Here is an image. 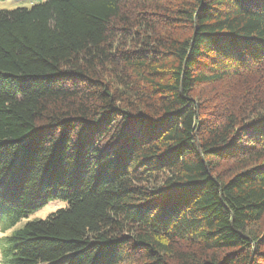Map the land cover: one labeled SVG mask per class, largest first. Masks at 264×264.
I'll return each instance as SVG.
<instances>
[{"label":"trees","instance_id":"16d2710c","mask_svg":"<svg viewBox=\"0 0 264 264\" xmlns=\"http://www.w3.org/2000/svg\"><path fill=\"white\" fill-rule=\"evenodd\" d=\"M28 1L0 9V203L66 206L3 264H264V0Z\"/></svg>","mask_w":264,"mask_h":264},{"label":"rangeland","instance_id":"374dc122","mask_svg":"<svg viewBox=\"0 0 264 264\" xmlns=\"http://www.w3.org/2000/svg\"><path fill=\"white\" fill-rule=\"evenodd\" d=\"M28 0H0V9H13L16 7H28L30 4ZM106 79H110V76L106 74ZM241 85L232 76L209 85L200 86L193 91V96L196 100L201 101L203 107H206V111L213 113L216 108H223V105L227 103L232 97L230 91L241 92ZM229 93V94H228ZM227 95V96H226ZM66 206V202L60 199H53L47 202L45 206L39 208L26 217H20V219L11 224L10 210L0 203V264H3L2 249L1 246L7 249L5 237L9 235L13 230L21 227L28 220L35 218H44L49 213L55 211L58 208Z\"/></svg>","mask_w":264,"mask_h":264}]
</instances>
